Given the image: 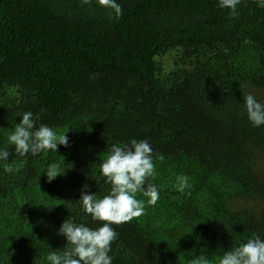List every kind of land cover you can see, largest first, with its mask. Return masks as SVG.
<instances>
[{"label": "trees", "instance_id": "obj_1", "mask_svg": "<svg viewBox=\"0 0 264 264\" xmlns=\"http://www.w3.org/2000/svg\"><path fill=\"white\" fill-rule=\"evenodd\" d=\"M118 3L116 18L96 0H0V148L10 152L0 161V264H48L49 251L68 247L58 234L68 218L101 226L79 199L108 194L100 163L132 139L153 149L146 185L159 199L138 193L143 214L112 225L113 264H218L264 237V126L244 111L249 93L264 102V8ZM28 111L69 146L17 154L7 137ZM52 165L65 174L48 182Z\"/></svg>", "mask_w": 264, "mask_h": 264}, {"label": "clouds", "instance_id": "obj_2", "mask_svg": "<svg viewBox=\"0 0 264 264\" xmlns=\"http://www.w3.org/2000/svg\"><path fill=\"white\" fill-rule=\"evenodd\" d=\"M84 4L91 0H83ZM103 8L110 9L116 18L122 15V7L118 0H96ZM241 0H218L221 9H228L229 15H238L237 7ZM258 6L264 8V0H257ZM244 111L247 119L254 127L264 126V102L249 93L244 97ZM22 119L15 123L14 130L8 134L7 142L14 145L15 152L20 156L29 153L35 156L43 151H57L58 144L69 146L67 135H58L45 124L36 126L33 113L28 111L20 114ZM153 149L148 140L132 139L129 144L120 146L113 144L108 149L105 159L100 163V174L104 182L110 185V191L102 198L93 192H82L79 199L83 210L93 221L103 222L97 228L84 223L77 224L73 219H66L59 227L58 234L66 238L68 247L63 251H49L48 264H113L111 252L112 242L118 233L113 224L128 222L143 214L144 201L137 198L142 193L148 202L155 204L159 199V190L155 184L146 181L154 175ZM10 152L0 148V161H8ZM4 171L13 173L11 164L4 165ZM47 181L52 182L65 174L58 166H49L44 172ZM188 186L187 177H181L178 185L181 191ZM86 189L87 185L84 186ZM194 264H211L205 258H198ZM218 264H264V237L255 234L246 242L225 251Z\"/></svg>", "mask_w": 264, "mask_h": 264}, {"label": "rangeland", "instance_id": "obj_3", "mask_svg": "<svg viewBox=\"0 0 264 264\" xmlns=\"http://www.w3.org/2000/svg\"><path fill=\"white\" fill-rule=\"evenodd\" d=\"M173 56H174L173 54H169L168 57L166 58V59H167L166 64H167V66H169V67L171 66V63H172V62H171V59L173 58ZM261 158H262V157H261ZM262 162H264V159L262 160Z\"/></svg>", "mask_w": 264, "mask_h": 264}]
</instances>
